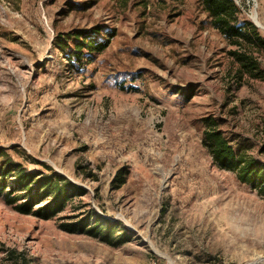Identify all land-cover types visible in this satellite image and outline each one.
<instances>
[{
  "label": "rangeland",
  "instance_id": "1",
  "mask_svg": "<svg viewBox=\"0 0 264 264\" xmlns=\"http://www.w3.org/2000/svg\"><path fill=\"white\" fill-rule=\"evenodd\" d=\"M234 1L264 39V0ZM95 27L106 49L68 63L58 37ZM231 48L198 0H0V148L86 191L49 219L0 198V264H264V196L201 143L212 118L264 165V48L254 77ZM91 211L128 236L61 228Z\"/></svg>",
  "mask_w": 264,
  "mask_h": 264
},
{
  "label": "trees",
  "instance_id": "2",
  "mask_svg": "<svg viewBox=\"0 0 264 264\" xmlns=\"http://www.w3.org/2000/svg\"><path fill=\"white\" fill-rule=\"evenodd\" d=\"M208 25L215 30L232 48L228 54L239 64L243 72L258 76V62L254 51L264 48V39L256 27L247 20H239V9L233 0H198ZM99 33V28L76 29L58 37L56 47L64 51L68 63L85 59L92 61V53H101L108 46L112 32L104 40H95L91 34ZM73 44L69 48L67 42ZM82 49L87 52L82 54ZM66 51V52H65ZM201 143L213 162L222 170L235 174L237 180L264 196V165L235 149L218 129L212 118L203 119ZM35 163H39L32 160ZM42 169L29 170L22 163L14 161L0 148V198L14 211L23 215H33L49 219L60 213L65 205L86 192L50 166L41 163ZM126 171L118 170L112 185L118 187L125 182ZM61 228L69 233L80 232L97 237L105 243H121L128 235L120 222H109L94 211L87 215L71 216ZM116 237V238H112Z\"/></svg>",
  "mask_w": 264,
  "mask_h": 264
},
{
  "label": "built area",
  "instance_id": "3",
  "mask_svg": "<svg viewBox=\"0 0 264 264\" xmlns=\"http://www.w3.org/2000/svg\"><path fill=\"white\" fill-rule=\"evenodd\" d=\"M234 1V0H233ZM234 3L236 4V2L234 1Z\"/></svg>",
  "mask_w": 264,
  "mask_h": 264
}]
</instances>
